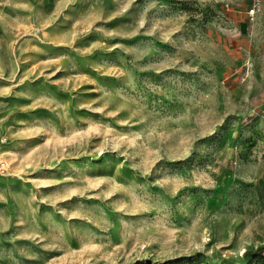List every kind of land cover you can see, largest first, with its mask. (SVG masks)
I'll list each match as a JSON object with an SVG mask.
<instances>
[{
	"label": "rangeland",
	"instance_id": "rangeland-1",
	"mask_svg": "<svg viewBox=\"0 0 264 264\" xmlns=\"http://www.w3.org/2000/svg\"><path fill=\"white\" fill-rule=\"evenodd\" d=\"M0 0V264H264V11Z\"/></svg>",
	"mask_w": 264,
	"mask_h": 264
},
{
	"label": "built area",
	"instance_id": "built-area-1",
	"mask_svg": "<svg viewBox=\"0 0 264 264\" xmlns=\"http://www.w3.org/2000/svg\"><path fill=\"white\" fill-rule=\"evenodd\" d=\"M262 0H252L251 1V5L248 9V13L250 16H252L253 14H255L259 8H260V3H261ZM3 140L4 139H0V169H3L5 167V159L3 157V154H2V146L3 145Z\"/></svg>",
	"mask_w": 264,
	"mask_h": 264
},
{
	"label": "trees",
	"instance_id": "trees-1",
	"mask_svg": "<svg viewBox=\"0 0 264 264\" xmlns=\"http://www.w3.org/2000/svg\"><path fill=\"white\" fill-rule=\"evenodd\" d=\"M262 248H264V244H260L257 247H255L253 250H244L243 254H247V253H253V252H258L260 251Z\"/></svg>",
	"mask_w": 264,
	"mask_h": 264
},
{
	"label": "crops",
	"instance_id": "crops-1",
	"mask_svg": "<svg viewBox=\"0 0 264 264\" xmlns=\"http://www.w3.org/2000/svg\"><path fill=\"white\" fill-rule=\"evenodd\" d=\"M262 3H264V0H262ZM262 11H264V5H262Z\"/></svg>",
	"mask_w": 264,
	"mask_h": 264
}]
</instances>
